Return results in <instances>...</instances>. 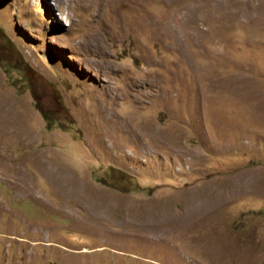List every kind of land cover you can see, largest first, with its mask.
Segmentation results:
<instances>
[{"label":"rangeland","instance_id":"374dc122","mask_svg":"<svg viewBox=\"0 0 264 264\" xmlns=\"http://www.w3.org/2000/svg\"><path fill=\"white\" fill-rule=\"evenodd\" d=\"M101 4L0 0V264H264V0Z\"/></svg>","mask_w":264,"mask_h":264},{"label":"clouds","instance_id":"9594fccd","mask_svg":"<svg viewBox=\"0 0 264 264\" xmlns=\"http://www.w3.org/2000/svg\"><path fill=\"white\" fill-rule=\"evenodd\" d=\"M51 4L56 10L57 17L70 29L79 23L78 12L86 10L93 16H98L104 7L101 0H51Z\"/></svg>","mask_w":264,"mask_h":264},{"label":"bare ground","instance_id":"6f19581e","mask_svg":"<svg viewBox=\"0 0 264 264\" xmlns=\"http://www.w3.org/2000/svg\"><path fill=\"white\" fill-rule=\"evenodd\" d=\"M19 117V116H18ZM4 118H6V117H4ZM19 118H21V117H19ZM2 134V133H1ZM16 135V134H15ZM2 136V135H1ZM20 173V172H19ZM19 177V176H18ZM60 177V176H59ZM59 179V178H58ZM18 185L19 186H22L23 188H25V186H26V183H25V178H24V176L23 175H21V177H19L18 179ZM59 182H60V186L63 188V187H65V186H68V185H70V186H72V188H71V190L73 189V192L75 193L76 191H77V189H75V187L73 186V184H72V182H70V181H66L65 179H59ZM58 183V182H57ZM85 190V189H84ZM87 191H85V195H84V197H85V200H88V202H89V204H91V205H93V206H91L93 209H100V201H101V199L100 198H98L97 197V195H96V197L95 198H91V194H89L88 192L86 193ZM83 193V192H82ZM84 194V193H83ZM79 196V195H78ZM81 200H82V198H80ZM94 204H95V206H94ZM193 211H194V209H193ZM210 213V212H209ZM188 214V213H187ZM202 215V214H201ZM188 220H192V219H197V218H199L200 217V213H196V212H194V213H192V214H188ZM199 216V217H198ZM204 216H207V217H210V214L209 215H204ZM187 219H186V221H188ZM152 221V220H151ZM150 222V221H149ZM155 222V221H154ZM152 223V222H151ZM153 224V223H152ZM156 224V223H155ZM186 224H188V222L186 223ZM130 226H133V227H136V226H139L140 227V229H142L143 231L145 230L146 231V227H148V228H150V227H152L153 225H150V223L148 224H145V223H142V224H138V223H136V222H130ZM158 228V227H157ZM141 230V231H142ZM152 230V229H151Z\"/></svg>","mask_w":264,"mask_h":264}]
</instances>
